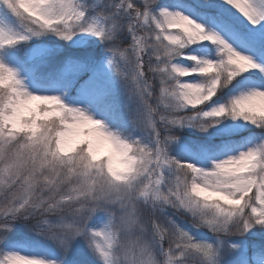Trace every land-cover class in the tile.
<instances>
[{"label":"snow or ice","instance_id":"obj_1","mask_svg":"<svg viewBox=\"0 0 264 264\" xmlns=\"http://www.w3.org/2000/svg\"><path fill=\"white\" fill-rule=\"evenodd\" d=\"M0 264H264V0H0Z\"/></svg>","mask_w":264,"mask_h":264}]
</instances>
